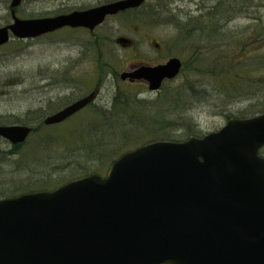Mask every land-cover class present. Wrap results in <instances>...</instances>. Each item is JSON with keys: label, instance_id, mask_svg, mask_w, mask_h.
<instances>
[{"label": "water", "instance_id": "obj_1", "mask_svg": "<svg viewBox=\"0 0 264 264\" xmlns=\"http://www.w3.org/2000/svg\"><path fill=\"white\" fill-rule=\"evenodd\" d=\"M0 28V47L64 28L102 25L142 0L21 20ZM181 61L142 66L122 79L151 91L175 78ZM96 92L45 119L65 122ZM27 126L0 127L12 144ZM264 116L231 120L222 130L183 143L156 142L122 156L106 178L71 182L54 192L0 200V264H264Z\"/></svg>", "mask_w": 264, "mask_h": 264}, {"label": "rangeland", "instance_id": "obj_2", "mask_svg": "<svg viewBox=\"0 0 264 264\" xmlns=\"http://www.w3.org/2000/svg\"><path fill=\"white\" fill-rule=\"evenodd\" d=\"M11 1L0 0V28L12 23ZM107 2L110 0H23L16 9V16L23 20L54 17L73 10L89 9ZM151 2V0L147 2L146 6L141 9L127 11L117 18L108 19L95 30L94 34L85 30L64 29L37 39H13L7 45L0 47V116L26 121V114L30 110L44 114L47 112L50 103L56 104L55 99L70 95L75 99L84 94L91 87L93 81L99 79V72L97 71L99 66L98 51H101L103 63L106 62L108 66L114 68V71L121 74L129 70L131 64L162 63L168 59L167 57L175 55L180 51L179 47L175 46L177 42L175 38L185 39L187 36L206 33V27L210 25L208 23L209 16H212L219 23V30H221L225 0H161L160 4L156 5ZM260 16L264 18V0H257V17ZM201 19H204L205 24L200 27ZM238 23L246 25L248 20L240 19ZM222 34L223 32L221 36ZM96 37L99 41L98 46H96ZM120 38L130 39L133 43L132 47L125 49L124 45L117 42V39ZM204 47L208 48L209 46ZM181 55L186 57L187 63H189L191 54L185 50ZM198 56L206 57V55ZM221 58V56H216L217 63H221ZM194 62L192 61V63ZM53 77L54 79L51 80L50 78ZM205 79L217 81L216 76L213 79L206 77L203 80ZM8 81L13 82L6 84ZM59 84H64V88L55 87ZM177 84L183 85L180 86L182 88L178 87ZM191 84H193L192 81ZM196 87L197 85L194 88ZM203 88L206 91L201 96L212 94L213 98L217 97L210 85ZM124 89L121 91L122 96L120 98L124 104L120 103L119 106H122L113 112L110 111L113 115H108L113 118L110 120L114 124L115 121L121 120L120 125L123 126L116 130L117 134L121 133L122 138L121 136L117 137V135L114 137L116 145L121 142L120 150L116 152L107 148V151H111L110 154L114 151L112 155L114 158L119 157L122 152H129L149 143L154 138L146 134L144 138L136 139L132 130L133 127L123 123V121H131L134 113L144 115L143 118L145 119L161 116V114H157L158 112L154 108L147 105L153 104L157 99H164L171 95V102H175L183 94H186L185 91H188V94L184 95L187 100L184 99L185 110L169 108L170 111L165 112V117L176 121H180L179 119L182 118L191 119L197 129V136L217 131L224 126L225 118L220 113L222 109H225V112L228 110L237 111V108H233L232 104L225 100L213 101V106L205 101V103H201V110L194 107L193 103L188 102V99L196 97L197 94L189 89V84L185 83L184 77L174 83H167L165 91L158 95L150 94L146 89L144 92L141 87H124ZM136 89L142 90L143 94L137 96ZM112 90L113 88L111 91L103 88L99 97V106L102 109L115 108L112 104L110 105V102L106 103L112 100ZM131 98L143 101L144 104L141 105V108L133 110V104H130ZM161 106L168 108L165 104H161ZM82 117L81 119H84ZM31 118L33 117L30 116L28 119ZM81 119H76L72 124L81 121ZM104 121L106 122V119ZM19 124L21 122L7 125ZM71 125L54 129L53 132H64L66 129L73 128ZM32 126H37V124ZM84 127L87 130L86 126ZM84 131H80L78 136L83 137L81 134H85ZM181 134L182 131L174 130L173 137L175 135L180 136L179 138L185 136V133ZM124 135L128 138H123ZM31 142L36 143L33 139L28 144ZM30 147L21 149L22 155L20 157L5 156L3 158L0 156V177L23 179L28 182L29 172L22 171L25 167L35 163L44 164L47 157L54 155L55 158H58L61 155L60 152L63 151V145H60L57 146L59 150L54 147L35 155V153H31ZM0 148L3 149V153L9 155H14L17 150L12 149L7 141L0 142ZM48 164L44 168L47 169ZM105 170L99 169L103 174ZM47 173H52V171L47 169ZM5 174L8 175L5 176ZM57 176L52 175L53 178Z\"/></svg>", "mask_w": 264, "mask_h": 264}, {"label": "flooded vegetation", "instance_id": "obj_3", "mask_svg": "<svg viewBox=\"0 0 264 264\" xmlns=\"http://www.w3.org/2000/svg\"><path fill=\"white\" fill-rule=\"evenodd\" d=\"M114 1L110 0V2L104 4H108ZM151 1V3L155 5L160 4L161 2V0ZM147 2H150V0H142L141 4L137 8L129 9L117 14L116 16L108 17L107 20L111 18H117L127 11H135L141 9L142 7L146 6ZM101 5H98L96 7H99ZM223 15L224 19L221 23V30H219V23L216 22L212 16H209L210 20L208 21V23H210V25L206 27V33L197 34L195 36H187L185 39H181V37L175 38L177 40L175 46L179 47L180 49V51L178 53H175V55L167 57L168 59L164 60L162 63L131 64L129 70L124 71L121 74L117 71H114V68L111 66V68H109L110 70L107 73L99 76V79L93 81L91 87L87 92L81 94L76 99L69 101V103L62 108L68 107L76 101L84 97H88L92 93L96 92V100L91 102L89 106L85 107L83 110L73 116L74 118H80L90 112L91 108L102 109V107L99 106V97L103 88L109 89L110 91L113 88L111 94L112 100L107 101L106 103L110 102V105H114L118 104V99L121 98V91H123L124 87H141L144 89V92L146 89L148 93L158 95L165 91L167 83H174L184 77L185 83L189 84V89L197 94L196 97L188 99V102L190 104L193 103L194 107L201 110V103H205V101L209 102L213 106V101L225 100L231 103L233 108H237V111L235 112L232 110H228L225 112V109H222L220 113L225 118L224 126L231 120H243L255 117H263L264 18L262 16L257 17V0H225ZM240 19H246L248 20V23L246 25H240L238 23ZM204 24V19H201L200 27ZM78 30H85L91 34H94L95 32V30L89 31L87 29ZM222 32L223 34L221 36ZM95 41L98 44L99 41L97 37L95 38ZM117 42L124 45L123 47L125 49H130L133 45L132 41L128 38L117 39ZM204 46L209 47L205 48ZM158 48L160 49L159 46ZM185 50L188 51V54H191L189 63H187L186 57L181 55L185 52ZM99 52L101 51H98V55L100 54ZM198 55H206V57L203 58L202 56ZM216 56L222 57L221 63H217ZM172 59H179L181 61L182 65L180 72L173 79H165L162 82L161 88L156 92L150 90L149 83L145 80H132L130 78H127L126 80L122 79L123 73L133 72L137 70L139 66L165 65ZM192 61L195 62L192 63ZM215 76L217 77V81H213L211 79L203 80L206 77H210L213 79ZM191 81L193 82V84H191ZM208 84L217 97L213 98L212 94L201 96L206 91L203 87H208ZM195 85H197L196 88H194ZM177 86L180 87L183 85L177 84ZM138 90L139 89L135 90L137 91V96L139 94H143L141 92L142 90ZM179 90H176V92H179ZM185 93L188 94V91H185ZM186 94L182 95L185 100ZM134 96L136 97V94ZM62 108H60L59 110H61ZM205 108L203 109L205 110ZM59 110H57L56 112H58ZM221 129L214 132H219ZM208 134L209 133L205 135ZM3 141L6 140L0 137V142ZM16 146L19 145H11L12 149H16ZM2 151L3 149L0 148V156L3 158L5 156L18 155L17 150L14 155H9L8 153H3ZM258 156L264 160V146L259 149ZM6 198L8 197H0V200Z\"/></svg>", "mask_w": 264, "mask_h": 264}, {"label": "trees", "instance_id": "obj_4", "mask_svg": "<svg viewBox=\"0 0 264 264\" xmlns=\"http://www.w3.org/2000/svg\"><path fill=\"white\" fill-rule=\"evenodd\" d=\"M96 46H98V44H96ZM99 53L100 54L97 57V61L99 63L97 71L99 72L98 75L102 76L110 70L109 68H111V66H108L106 62L103 63V60L101 59V52ZM54 77L50 79L53 80ZM9 82L13 81H8L6 84ZM11 85L14 84L11 83ZM64 86V84H59L55 87L64 88ZM73 99L74 97L71 95L69 97H60L55 99L56 104L50 103L48 105L47 112L44 114L30 110L26 114V121L7 116H0V125L21 122V124L28 125L33 128V132L28 142L15 147L18 152V155L16 156L18 157L22 155L20 150L27 146H31L30 148L32 154L35 153V155H39L54 147H56V150H59L57 146L63 145V151L60 152V157L55 158L54 155H50V157L46 158L44 164H30L22 170L29 172L30 176L28 182L23 179L19 180L13 178L11 179L10 177H0V197H13L23 193L55 190L64 184L73 180L84 178L91 174L105 175L116 159L124 154L122 152L119 157L114 158L112 157L114 151L112 154H110L111 151H107V148H111V150H115L116 152L117 150H120L119 147L121 146V142L116 145L114 143V137L117 135V137L121 136L122 138L121 133H116L118 127H123L120 125L122 121H115L114 124V122L110 120H113V118L108 116L112 114L111 112H113V110L122 106H119L120 103L124 104V101H120V99H118V104L113 105L115 108H91L90 112H88L85 117H82L84 119H81V117L72 118L60 125V127H46L44 125V119L47 116L66 106L69 101ZM180 99L175 102H171V95L166 96L164 99H157L153 102V104L147 105L154 108L158 112L157 114H161V116L147 118L149 119L147 120L143 118L144 115L134 113L131 117V121H123V123L133 127L132 130L136 139H142L146 134L149 137H154L150 142L156 140L180 142L197 136V129L191 119L182 118L179 119L180 121H176L175 119H168L165 117V112L170 111L169 108L181 109L183 111L185 110L186 103L184 98L181 97ZM130 104H133V110H137V108H141V105L144 104V102L131 98ZM161 104L167 105L168 108L161 106ZM30 116L33 118L28 119ZM76 119H81V121L72 124ZM103 119H106V122ZM34 124H37V126H32ZM65 125H71L73 128L66 129L64 132L60 133L53 132L54 129L61 128ZM84 126H86L87 130H85ZM111 128L114 129V132ZM49 130L51 131L48 132ZM174 130L182 131V134L185 133V136L179 138L180 136L175 135L173 137ZM80 131H84L85 134H81L83 137L78 136ZM123 138L127 139L128 136L124 135ZM33 139L36 143L33 144L31 142L28 144L29 141ZM96 154L97 157H95ZM47 163H49L47 165V169L51 170L52 173H47V169L44 168ZM100 168L101 170L106 169L104 174L99 171ZM60 173L66 175H61ZM7 175L8 174H5V176ZM52 175L58 176L53 178Z\"/></svg>", "mask_w": 264, "mask_h": 264}]
</instances>
